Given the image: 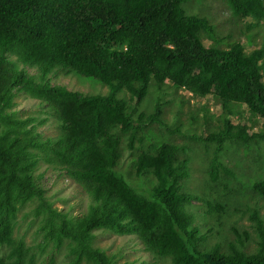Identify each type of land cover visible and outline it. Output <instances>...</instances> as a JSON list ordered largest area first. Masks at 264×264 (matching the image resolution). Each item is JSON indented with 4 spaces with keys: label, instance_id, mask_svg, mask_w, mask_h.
Here are the masks:
<instances>
[{
    "label": "trees",
    "instance_id": "16d2710c",
    "mask_svg": "<svg viewBox=\"0 0 264 264\" xmlns=\"http://www.w3.org/2000/svg\"><path fill=\"white\" fill-rule=\"evenodd\" d=\"M185 0H0V247L11 245L12 219L18 205L36 200L48 234L57 244L72 242L69 264H117L111 255L92 245V231L105 228L134 235L142 248L172 264H264V218L252 210L256 233L253 252L229 244L202 247L204 240L184 207L196 197L181 191L188 175V159L177 157L178 147L162 143L140 151L137 174L149 173L153 183L143 195L115 170L120 135L133 145L147 124H161V106L130 115L122 101L88 96L64 86L37 81L51 71H70L97 79L112 93L125 90L137 103L149 81H168L196 96H215L226 117L215 132L190 135L214 144L208 176L231 174L218 154L226 140L248 142L262 133L232 122L231 104L243 105L264 127V40L245 52L236 42L225 49L206 47L200 37L213 35L203 16L186 14ZM230 13L264 19V0H224ZM24 93L39 113L18 116L13 98ZM52 124L54 135L45 134ZM42 161L79 183L83 198L79 211L54 207L38 183ZM264 197V179L252 184ZM237 241L247 239L238 233ZM241 235L243 238H241ZM17 243L0 264H33L24 260Z\"/></svg>",
    "mask_w": 264,
    "mask_h": 264
},
{
    "label": "rangeland",
    "instance_id": "374dc122",
    "mask_svg": "<svg viewBox=\"0 0 264 264\" xmlns=\"http://www.w3.org/2000/svg\"><path fill=\"white\" fill-rule=\"evenodd\" d=\"M182 8L186 14L205 17L213 27V35L201 32L200 37L206 47L225 49L233 43L242 44L245 52L262 46L264 40V19L241 18L233 16L224 0H185ZM28 71L35 80L51 85L64 86L88 96H107L124 103L126 111L136 116L147 114L158 102L161 106V124H147L137 133L133 145H127V137L120 135L119 158L115 170L137 192L147 194L153 183L149 173L137 174L134 169L136 155L140 151H152L162 143L175 144L177 157L188 159V175L181 181V191L195 196L185 205V211L192 217L204 240L202 247L218 244L223 251H229V244L245 252L256 248V233L249 218L252 210H257L264 218V197L252 187L256 181L264 179V127L260 119L252 116L243 105L231 104L232 122L247 127L248 131L262 133L248 142L226 140L218 154V159L231 174L220 173L215 181L208 176V163L214 144L196 140L190 135H205L221 127L226 117L219 100L213 95L196 96L168 81L161 83L149 81L145 95L137 103L129 99L123 89L111 92L107 84L95 78L70 71L66 74L51 71L43 78L33 69ZM264 82V71H261ZM18 116L39 113L36 102L20 92L13 98ZM45 134L54 135L55 127L47 124L42 128ZM38 183L45 189V197L54 207L74 210L77 213L83 193L79 183L46 165L37 162ZM36 200L18 205L12 219L11 245L0 247L6 257L8 251L17 243L22 245L24 260L33 264H69L73 258L70 253L72 242L63 238L57 244L48 234L44 216L36 212ZM238 233L246 232L248 238L238 243ZM92 245L111 255L117 264H172L168 258L154 257L142 248L134 235H122L105 228L92 231ZM241 238L243 236L241 235ZM79 264H86L84 261Z\"/></svg>",
    "mask_w": 264,
    "mask_h": 264
}]
</instances>
